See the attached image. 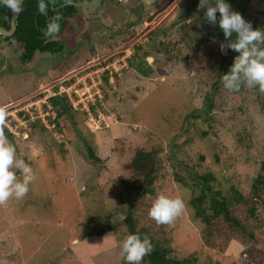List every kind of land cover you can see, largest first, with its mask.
<instances>
[{"label":"rangeland","instance_id":"374dc122","mask_svg":"<svg viewBox=\"0 0 264 264\" xmlns=\"http://www.w3.org/2000/svg\"><path fill=\"white\" fill-rule=\"evenodd\" d=\"M164 1L80 0L84 4L75 16L65 18V50L60 53L35 52L24 61L18 46L10 41L0 45V107L16 102L31 106L28 120L8 139L34 173L23 199L0 205V264H122L120 243L129 235L124 210L136 193L126 185L135 181L126 166L137 150L153 148L158 150L157 180L153 195L141 197L135 206L136 229L179 264H186V256L197 259L191 264H264V202L248 200L264 160V94L243 84L238 91L223 83L218 92L211 90L185 50L191 37L204 34L205 9L173 27L184 0H171L158 11ZM248 9L263 29L264 0H251ZM159 29L167 36L157 40L178 42L171 50L178 59L168 62L137 50ZM142 59L152 69L147 77L134 67ZM99 63L97 73L96 66L88 68ZM69 74L86 75L82 81L100 86L90 89L96 95L90 107L74 109L78 133L64 117L57 120L43 98L53 80ZM6 112L14 113L13 107ZM81 113L87 115L84 125ZM56 122L63 132L57 131ZM84 141L100 162L86 160ZM205 174H213L222 188L233 187L247 201L232 211L245 231L221 219L205 225L195 218L189 202L197 190L175 177L192 184ZM17 176L22 179L19 171ZM161 193L178 196L186 205L171 225L157 224L149 216ZM109 213L112 232L83 238Z\"/></svg>","mask_w":264,"mask_h":264},{"label":"trees","instance_id":"16d2710c","mask_svg":"<svg viewBox=\"0 0 264 264\" xmlns=\"http://www.w3.org/2000/svg\"><path fill=\"white\" fill-rule=\"evenodd\" d=\"M79 0H55L53 4L51 0H44L47 4V15H43L38 11V4L40 0H24L22 4V10L16 20V31L14 33V38L16 42H21L23 44L25 56L23 59H29L35 52L39 53H60L64 49L62 41L65 39V33L67 30L66 19L71 18L75 12L74 5H68L67 2L77 3ZM171 0H165L163 4L159 7L158 11H163ZM210 4H215V0H209ZM226 3L230 4L233 11L239 12L242 17L252 24L253 30L261 29L260 25L255 21L251 20V15H249V5L251 0H225ZM200 0H184L183 6L178 11L173 27L179 24L185 23L190 17L198 11V5ZM64 8H62V6ZM59 14L61 16L60 21V32L59 38L53 40L51 38L46 39L44 36V31L51 18ZM12 12L0 4V27L5 29L10 28V18ZM66 18V19H65ZM219 13H217V24L212 25L204 20V13L202 14V22L204 26V34L191 37L189 43L186 44V57L187 60L192 59L194 63L199 68V71L205 77L206 82L209 84V88L217 92L220 89L222 83V76L227 74L233 65L234 58L239 55V53L227 49V54H222L220 51V43L225 42V37L222 30L218 25ZM170 27V28H173ZM64 30V32H63ZM261 30H264L261 29ZM155 36V37H153ZM161 36L166 38V31L159 29L152 31L149 34V39L147 43L141 45L137 50H143L144 55L153 53L156 55L164 56L168 62L178 59L177 53H172L174 46L177 45V41H172L169 39H159L156 38ZM235 34H233L232 40H235ZM171 45V49L169 46ZM149 52V53H147ZM131 64V61L129 62ZM136 71L147 77L152 74V69L146 66V62L142 59L137 65L134 66ZM51 107L56 112L57 120L64 117V120H68L70 123V128L74 129L77 133L80 132L77 127L79 124L74 119V111L70 103H68L66 97L57 96L49 99ZM94 109L91 106V110ZM82 114L81 123L84 125V121L87 119L85 113ZM38 122L35 126L32 124L33 128L37 127ZM56 126L59 128L57 131L63 132L61 123L56 122ZM42 130L44 127L40 126ZM5 135L12 141L14 139L13 135L4 129ZM88 151L86 160L91 163L100 162V159L93 152L92 147L87 141H84ZM158 150L150 149L145 151L139 149L134 153L131 162L126 166L127 169L132 173V178L135 180L131 183H126L130 188H134L136 193L133 199L127 201V210H124L123 224L125 225L128 234H138L141 239L148 237L144 231H139L136 229L135 219H134V209L141 197L147 195H153V186L157 180L158 172ZM202 159V158H201ZM175 180L182 183L184 186L192 188V190H197L198 194L192 195L190 200V205L194 210L195 218L202 221L205 225H210L221 219L225 224L229 225L230 228L235 230L245 231L243 225H241L237 219L234 218L232 211L236 204L247 202L244 200L243 196L239 194L233 187L225 190L222 188L220 182L216 180L213 174L197 175V183L189 184L185 179L176 175ZM137 184V186H134ZM232 197L234 198L232 200ZM250 198L248 200L259 199L264 202V160L260 165V171L258 175L253 180L250 191ZM254 212V209L250 210ZM111 213L104 218V221L100 226L90 229L85 232L82 236L83 238L94 236L102 237L107 233L114 230L113 222L111 221ZM252 236V235H250ZM149 238V237H148ZM152 251L144 256L141 264H179L178 260L170 258L167 250L156 242L152 241ZM184 263H194L197 259L194 256L184 257ZM122 264H127L126 260H123Z\"/></svg>","mask_w":264,"mask_h":264},{"label":"clouds","instance_id":"9594fccd","mask_svg":"<svg viewBox=\"0 0 264 264\" xmlns=\"http://www.w3.org/2000/svg\"><path fill=\"white\" fill-rule=\"evenodd\" d=\"M54 4L55 0H51ZM0 4L7 7L14 15L22 10V0H0ZM47 4L40 0L38 11L47 15ZM205 9V22L218 25L222 30L225 42L220 43V51L227 54L231 49L238 56L227 74L222 76V83L229 91H238L243 84L248 89L259 88L264 94V30H253L252 24L247 22L239 12L233 11L225 0H200L198 10ZM61 16L57 14L51 18L44 31L46 39L59 38ZM235 34V40H232ZM74 110V109H73ZM7 112L0 107V205L10 199L21 200L29 192V184L34 179L32 168L24 159L18 158L15 145L9 141L4 129L7 127ZM17 171L22 176H17ZM186 205L180 197H170L159 194L149 209V216L157 224L171 225L185 211ZM108 238V237H107ZM106 239V238H105ZM121 256L127 264H141L144 256L152 251V244L148 237L129 234L120 243Z\"/></svg>","mask_w":264,"mask_h":264},{"label":"built area","instance_id":"2783aa9c","mask_svg":"<svg viewBox=\"0 0 264 264\" xmlns=\"http://www.w3.org/2000/svg\"><path fill=\"white\" fill-rule=\"evenodd\" d=\"M120 53V52H119ZM126 56H129V53H126ZM89 66L88 68L96 66L97 68L93 70L95 73L98 72L99 70V64ZM91 72V71H90ZM81 74V72L77 73ZM77 74L71 75L69 74L68 76H65L63 78L57 79V81L51 83L45 90L46 95L43 96V98L47 101H49L50 98H54L57 96H64L66 97L68 103L72 106L73 109L77 110L80 108L81 110H85L90 105L92 102L95 100V96H91L90 89L96 88L98 85L94 84L93 80L89 81V84H86V81H82L81 77H83L84 80H87V76H76ZM107 74V73H106ZM109 74L112 73L109 72ZM99 80V83L100 84ZM88 85H91L92 87H88ZM100 87V86H98ZM98 90V88H96ZM42 98V99H43ZM43 99V100H44ZM26 105H28L27 108H24ZM22 106V107H21ZM13 107L14 113H7V127L5 128L7 132L13 133V129H17V125L19 123H25L28 120V116L30 111L28 109L31 107L29 104H23L21 105V102H16L15 104H10L8 107H4L5 110L7 111L9 108ZM19 107V109H17ZM83 108V109H82ZM10 115V118H9ZM20 125V124H19Z\"/></svg>","mask_w":264,"mask_h":264},{"label":"flooded vegetation","instance_id":"af4514ba","mask_svg":"<svg viewBox=\"0 0 264 264\" xmlns=\"http://www.w3.org/2000/svg\"><path fill=\"white\" fill-rule=\"evenodd\" d=\"M112 1V0H111ZM121 1V0H120ZM89 3V2H88ZM66 4H68V5H74L75 6V12H74V14H73V16L72 17H74L75 16V13L77 12L76 11V9H77V7H80L81 5H83L84 3H80V0L77 2V3H74V2H67ZM66 4H64L63 6H62V8H64V6L66 5ZM10 29V28H9ZM8 29V30H9ZM7 30V29H6ZM16 31V30H15ZM15 33V32H14ZM8 41H10V43H12L11 44V46H13V47H15V46H18V50L20 49L21 50V52L22 51H24V48H23V44L21 43V42H16V39L14 38V34L12 35V36H6V37H3V36H0V45L2 44V45H10V43H8ZM62 43H63V45L65 44V42L64 41H62ZM12 49V48H11ZM20 50L18 51V53H20ZM65 50V45H64V49H63V51ZM8 53V52H7ZM10 53H12V51L10 52ZM36 53H38V52H36ZM35 54V53H34ZM0 57H1V52H0ZM18 58V57H17ZM19 59H20V55H19ZM24 61H27V60H24ZM55 81H57V79L56 80H53L51 83H53V82H55Z\"/></svg>","mask_w":264,"mask_h":264},{"label":"water","instance_id":"95a60500","mask_svg":"<svg viewBox=\"0 0 264 264\" xmlns=\"http://www.w3.org/2000/svg\"><path fill=\"white\" fill-rule=\"evenodd\" d=\"M116 1H120V0H116ZM139 1L142 4L150 5V4L154 3L156 0H139ZM23 2H24V0H22V4H23ZM18 16H19V14L14 15L12 13L11 18H10V29L6 30L5 28L0 27V36L6 37V36H12L14 34V32L16 30V20H17Z\"/></svg>","mask_w":264,"mask_h":264}]
</instances>
